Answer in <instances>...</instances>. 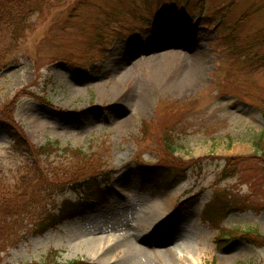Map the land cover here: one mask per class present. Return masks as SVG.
Masks as SVG:
<instances>
[{"label":"rangeland","instance_id":"rangeland-1","mask_svg":"<svg viewBox=\"0 0 264 264\" xmlns=\"http://www.w3.org/2000/svg\"><path fill=\"white\" fill-rule=\"evenodd\" d=\"M60 4L31 19L1 71L0 114L7 109L32 145L56 142L85 158L67 174L57 177L49 167L39 179L26 165L35 160L13 153L1 134L0 183L25 200L56 186L37 211L56 215L63 201L97 189L68 185L90 168L86 177L107 173L105 182L97 179L104 199L26 236L2 254L3 263L41 264L54 251L57 264H264V0ZM165 52L175 58H161ZM193 58L198 74L176 88ZM158 124L173 134L174 157L188 165L185 180L167 192L137 172L159 164ZM190 197L192 208H177ZM226 200L236 201L229 213L205 220ZM228 231L236 239L217 243ZM97 237L108 240L102 263L87 250Z\"/></svg>","mask_w":264,"mask_h":264},{"label":"trees","instance_id":"trees-1","mask_svg":"<svg viewBox=\"0 0 264 264\" xmlns=\"http://www.w3.org/2000/svg\"><path fill=\"white\" fill-rule=\"evenodd\" d=\"M58 7H61L60 0H0V73L12 62L13 52L16 49L17 43L25 32L31 29V19L34 16L41 17L44 13H49L56 8L58 9ZM165 124L163 126L158 124L157 133L154 136L161 151V153L158 152L159 156L157 155L159 164H141L137 167V172L143 182L167 192L185 180L188 165L183 163L181 158L174 157L175 141L173 134L169 131V128L165 127ZM1 134H5L10 140L13 153H20V155L27 156L28 159L33 158L35 160L30 163L27 161L26 165H32L33 173L39 179H41L39 173L48 170L49 167H51L50 170L55 173V176L58 172L57 177L62 172L67 174L66 172L71 169L72 163L76 158L80 159L81 157V160L85 158V155L80 150L61 148L56 142H46L41 146L32 145L27 140L22 126L13 120V116L9 114L7 109L0 114ZM141 134L142 136L149 134L148 123H143ZM85 160L89 159L86 157ZM89 170L87 172L79 170L80 179L71 181L68 185H72L70 189L77 190V188L81 189L82 187L79 183L85 181L84 184L91 182L88 185L95 186L97 189L90 190L89 192L85 190L84 193H81L83 195L82 199H79L77 202L63 201L56 215L47 214L46 216H42L41 213L37 212L40 210V204L42 206L46 205L43 202L45 201L44 198H47L49 196L48 192L53 191L56 186L44 188V197L25 200L21 199L20 196H16V191L7 193V190L5 191V184L0 183V264H4L1 257L2 254L16 249L19 242L26 236L43 234L46 230L54 228L64 221L82 216L85 211L93 209L95 204H101L105 193L100 188L98 178H101L100 181L105 182L107 180V173L94 172L86 177ZM252 175L258 174L252 173ZM36 188L39 189L41 187L37 184ZM196 202L195 197H190L182 201L177 208H182V210L190 209ZM226 205H220L218 212L214 211L213 215L207 210L206 214H203L205 220L212 222V218L222 215L224 212L229 213L230 208L235 207L236 201L226 200ZM31 228L32 230H30ZM222 236V238L217 237V243H227L236 239L234 232L230 231ZM55 255L56 252H50L47 255L46 262L41 264H57ZM71 264L85 263L73 262Z\"/></svg>","mask_w":264,"mask_h":264},{"label":"bare ground","instance_id":"bare-ground-1","mask_svg":"<svg viewBox=\"0 0 264 264\" xmlns=\"http://www.w3.org/2000/svg\"><path fill=\"white\" fill-rule=\"evenodd\" d=\"M197 54H194V57L196 56ZM161 58L163 59H171V58H175V53L174 52H165L163 54V56H160ZM158 57V58H160ZM195 62V64H194ZM199 61H197L195 58L192 59V62L191 64L184 70H182L183 72H181V76L178 78L177 80V87L176 88H180V89H183V88H187V86H189L193 81H194V78H195V75L198 74L201 66H199ZM161 71L163 74H167V71H168V67L165 66V65H162L161 67ZM169 77V75L166 77V79ZM160 78V77H158ZM164 218H161L158 220V222H151V228L152 229H159L161 222L163 221ZM158 227V228H157ZM157 228V229H156ZM159 231V230H158ZM97 235V234H96ZM92 242H89L87 243V250H89V252L91 253H94L97 257L96 260H101V263L104 262L103 259H105V252H106V249L102 248L101 249V245L103 243H108V240H103L99 237L97 238H94L91 240ZM110 249L108 248L107 251H109ZM169 256H175V254L171 253L169 251ZM192 260V259H191ZM191 264H199L198 262H192Z\"/></svg>","mask_w":264,"mask_h":264}]
</instances>
